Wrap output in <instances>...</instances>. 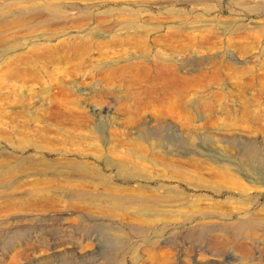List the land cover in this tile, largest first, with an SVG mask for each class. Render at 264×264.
<instances>
[{
  "label": "rangeland",
  "instance_id": "rangeland-1",
  "mask_svg": "<svg viewBox=\"0 0 264 264\" xmlns=\"http://www.w3.org/2000/svg\"><path fill=\"white\" fill-rule=\"evenodd\" d=\"M0 264H264V0H0Z\"/></svg>",
  "mask_w": 264,
  "mask_h": 264
},
{
  "label": "bare ground",
  "instance_id": "bare-ground-1",
  "mask_svg": "<svg viewBox=\"0 0 264 264\" xmlns=\"http://www.w3.org/2000/svg\"><path fill=\"white\" fill-rule=\"evenodd\" d=\"M251 222V221H250ZM247 224V223H246ZM251 224L253 225V223L251 222ZM252 225H250V224H247V229H250V228H252L253 226Z\"/></svg>",
  "mask_w": 264,
  "mask_h": 264
}]
</instances>
